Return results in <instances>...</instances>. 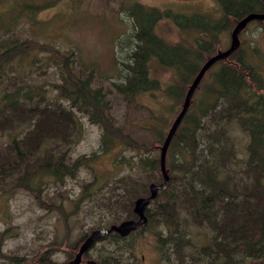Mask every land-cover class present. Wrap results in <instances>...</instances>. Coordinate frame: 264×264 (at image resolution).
I'll return each mask as SVG.
<instances>
[{
  "label": "trees",
  "instance_id": "trees-1",
  "mask_svg": "<svg viewBox=\"0 0 264 264\" xmlns=\"http://www.w3.org/2000/svg\"><path fill=\"white\" fill-rule=\"evenodd\" d=\"M5 1L0 8V190L23 189L43 205L49 186L86 168L90 178L81 182L75 204L92 197L107 211L90 228L137 217L133 200L162 179L159 145L187 85L236 20L264 9V0H212L213 10L191 13L120 0L118 10L129 17V25L115 39L119 53L125 50L123 60L114 58L117 76L111 80L125 105L118 119L106 90L92 85L93 67L77 64L74 46L20 36L24 25L40 24L35 13L56 0ZM162 19L172 22L178 39L156 30ZM249 23L264 33V18ZM246 25L237 48L213 62L194 89L166 149L167 180L144 208L146 221L125 235L110 231L96 238L91 246L99 242L98 252L86 264H136L135 239L145 232L159 261L264 264V42L243 37ZM40 66L55 79H40ZM164 69L171 78L157 76ZM147 95L154 106L141 100ZM130 108L145 113L133 118ZM82 118L100 128L99 146L69 160L67 146L81 136ZM128 118L143 132L140 136L125 126ZM234 129L247 137L241 156ZM117 147L110 168L98 173L97 158ZM47 207L65 215L60 204L51 201ZM53 252L43 251L38 264L71 258L57 262ZM7 258L8 264H29L24 255Z\"/></svg>",
  "mask_w": 264,
  "mask_h": 264
},
{
  "label": "rangeland",
  "instance_id": "rangeland-1",
  "mask_svg": "<svg viewBox=\"0 0 264 264\" xmlns=\"http://www.w3.org/2000/svg\"><path fill=\"white\" fill-rule=\"evenodd\" d=\"M47 0L46 2H49ZM120 0H56L46 8L38 10L34 17L42 21L36 26H23L22 37H29L44 43L59 47L74 46L77 56V64L92 66L94 69L92 85H100L106 90L112 105V112L120 119L125 111V105L118 94L112 88L111 80L116 79L115 59L123 60L125 50L119 53L116 45V37L128 31L129 17L118 10ZM147 5L169 8L172 11L184 13L199 12L200 10H213L215 5L212 0H138ZM6 6L2 0L0 8ZM22 26L20 28H22ZM19 28V29H20ZM18 30V29H17ZM156 30L170 40H176L179 34L171 21L160 20ZM242 36L248 38L259 37L264 42V33H261L255 23H249L243 30ZM229 43V33L223 38V43L217 48H224ZM216 48V49H217ZM78 65H76L77 68ZM122 68V65L120 64ZM40 66V79L53 80L55 75L50 69L43 70ZM42 70V71H41ZM124 71V69H123ZM157 76L166 80L170 77L168 69L160 70ZM48 89V88H47ZM49 93L51 90L48 89ZM141 100L147 106H154L155 102L150 95L142 96ZM166 104L169 101L166 99ZM129 115L137 118L142 110L130 108ZM171 115L166 128L173 118ZM127 128L140 136L143 133L135 123L129 120L125 123ZM236 135V151L241 156L244 153L243 145L246 142V134L234 129ZM100 128L82 118L81 136L67 146V156L71 160L77 155L87 154L99 146ZM118 147L113 152L103 153L94 163L97 172L103 173L110 168V161L118 153ZM90 178V172L81 168L74 175L67 176L63 184L48 187L44 204L34 201L32 196L23 189L0 190V231L6 228L0 236V264H8V255H24L29 264H38L39 257L46 249L50 250L51 258L61 262L72 257L79 241L74 247H69L82 233H89L90 226L104 217L107 211L97 204L95 198L78 200L80 184ZM52 191H59L52 195ZM51 198H50V197ZM60 204L65 215L58 210L47 207L50 202ZM96 228V227H95ZM99 245V242L96 243ZM97 245L89 248L87 256L81 258L80 264H86L85 260L95 258ZM127 251L125 250L124 255ZM133 255L136 264H173L159 261L158 254L152 245V237L148 233L135 239Z\"/></svg>",
  "mask_w": 264,
  "mask_h": 264
},
{
  "label": "water",
  "instance_id": "water-1",
  "mask_svg": "<svg viewBox=\"0 0 264 264\" xmlns=\"http://www.w3.org/2000/svg\"><path fill=\"white\" fill-rule=\"evenodd\" d=\"M264 18V9L262 11H250L241 16L238 20L235 21L229 33V43L223 49H217L214 53L208 55L202 64L199 66L198 70L192 77L191 81L186 87V90L183 95V99L180 105V108L172 118L167 130L165 132L164 138L162 139L161 144L159 145V170L162 175V179L158 183L151 182L149 183L148 189L149 193L145 196H138L133 200L132 211L137 215L136 218H126L118 221L117 223H110L107 227H96L89 231V233L82 238L78 244L73 256L69 258L64 264H78L81 260L82 254L91 246L94 240L103 234H106L110 231H115L120 235L127 234L130 230H133L138 225L146 221V215L144 214V208L156 195L157 189L162 187L167 180V173L165 170V153L169 141L174 134L179 122L181 121L192 96V93L196 86L199 83V80L203 76L207 68L216 60L225 58L233 50H235L239 44V32L243 29L246 23L251 19H263ZM90 262V260H87Z\"/></svg>",
  "mask_w": 264,
  "mask_h": 264
},
{
  "label": "bare ground",
  "instance_id": "bare-ground-1",
  "mask_svg": "<svg viewBox=\"0 0 264 264\" xmlns=\"http://www.w3.org/2000/svg\"><path fill=\"white\" fill-rule=\"evenodd\" d=\"M157 193V192H156ZM95 241V240H94ZM91 261H93V260H91ZM94 262V261H93Z\"/></svg>",
  "mask_w": 264,
  "mask_h": 264
},
{
  "label": "flooded vegetation",
  "instance_id": "flooded-vegetation-1",
  "mask_svg": "<svg viewBox=\"0 0 264 264\" xmlns=\"http://www.w3.org/2000/svg\"><path fill=\"white\" fill-rule=\"evenodd\" d=\"M89 260H93V259H89ZM94 261V260H93Z\"/></svg>",
  "mask_w": 264,
  "mask_h": 264
}]
</instances>
